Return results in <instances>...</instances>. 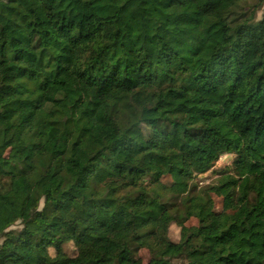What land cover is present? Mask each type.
<instances>
[{
  "label": "trees",
  "instance_id": "obj_1",
  "mask_svg": "<svg viewBox=\"0 0 264 264\" xmlns=\"http://www.w3.org/2000/svg\"><path fill=\"white\" fill-rule=\"evenodd\" d=\"M263 7L0 0V264H264Z\"/></svg>",
  "mask_w": 264,
  "mask_h": 264
},
{
  "label": "rangeland",
  "instance_id": "obj_2",
  "mask_svg": "<svg viewBox=\"0 0 264 264\" xmlns=\"http://www.w3.org/2000/svg\"><path fill=\"white\" fill-rule=\"evenodd\" d=\"M262 11L258 13V19L262 16V14H264V7L261 9ZM9 114L6 113V114H1L0 113V123L2 122H6L9 120ZM24 157L25 158H28L29 157V154L28 153H25L24 154ZM232 161L231 157L229 156H224L222 157L220 160H219V163L217 164V166L215 167V172L219 171L221 169V167L223 165H228L230 164ZM219 176H206L204 178H198L196 180V183H198L199 186H204V185H207L209 183L212 182V180H216ZM20 188L22 191H25V186L23 183L20 184ZM129 223V218L127 215H122L120 218H119V224L122 226V227H125L127 226ZM20 229V226H18V224L12 228V230H19ZM116 250L114 248H111L109 250H105L104 251V255L105 256H115L116 254ZM120 258L126 263V264H144V261H145V256L143 255H133V256H129V255H121ZM200 262H203V263H207L208 262V259L206 258H199ZM56 264H64L63 261H60V262H57Z\"/></svg>",
  "mask_w": 264,
  "mask_h": 264
}]
</instances>
